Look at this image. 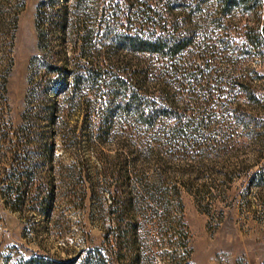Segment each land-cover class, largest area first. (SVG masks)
I'll list each match as a JSON object with an SVG mask.
<instances>
[{
	"label": "rangeland",
	"instance_id": "1",
	"mask_svg": "<svg viewBox=\"0 0 264 264\" xmlns=\"http://www.w3.org/2000/svg\"><path fill=\"white\" fill-rule=\"evenodd\" d=\"M126 1L155 8L164 0ZM40 2L0 0V264L32 257L80 264L92 249L108 264H264V184L253 179L264 170V140L230 128L224 133L231 131L234 141L215 146L218 116L206 135L211 140L200 147L186 154L157 149L118 101L100 93L106 89L74 85L66 73L75 62L91 67L90 54L77 57V43L86 31L96 40L105 0H88L78 10L59 4L53 19L64 22L47 31V46L35 28ZM13 4L11 32L5 23ZM115 25L117 33L129 32L122 20ZM7 31L13 33L9 67ZM115 57L137 62L124 51ZM255 60L249 67L260 74L255 84L264 93V59ZM105 61L99 65L113 72L126 67ZM48 63L65 69L64 88H53L58 74L46 70ZM220 70L230 77L226 66ZM227 92L223 103L230 101ZM255 134L264 137V126Z\"/></svg>",
	"mask_w": 264,
	"mask_h": 264
},
{
	"label": "trees",
	"instance_id": "2",
	"mask_svg": "<svg viewBox=\"0 0 264 264\" xmlns=\"http://www.w3.org/2000/svg\"><path fill=\"white\" fill-rule=\"evenodd\" d=\"M87 1L41 0L35 21L38 43L47 46V31L63 24V16H57V21L53 19L59 4L71 2V9L78 10ZM129 3L105 0L100 8L101 31L96 40L86 31L77 43L81 49L77 57L90 54L91 67L81 68L75 62L72 71L66 72L71 74L72 84L90 82L98 92L106 89L100 93L110 103L118 101L119 111L124 116L131 115L150 134L157 149L186 154L187 149L200 147L211 140L206 135L217 125L218 116L222 120L218 123L221 140L215 139V146L225 149L234 141L231 131L227 136L224 133L230 128H240L245 131V138L263 142L264 137L255 134L264 126L258 118L264 110V93L255 84L261 76L249 63L264 59V0H164L155 8L144 2L135 7ZM9 8L5 26L13 32L14 4ZM173 11L176 19L172 18ZM120 20L129 27L128 33L115 31ZM7 32L4 58L9 67L13 33ZM94 45L102 49L92 51ZM73 48L77 49V45ZM119 51L128 53L137 62L116 58ZM108 58L112 61L116 58L127 68L113 72L99 65ZM220 65L229 69L230 77L220 70ZM46 70L58 74L52 83L55 90L67 85L65 69L48 63ZM149 85L155 88L153 92L148 91ZM226 90L230 101L223 103ZM183 100L187 102L184 104ZM15 176H11L14 182L19 181V176ZM253 179L257 186L264 184V170L257 171ZM19 190L10 189L11 193H17L16 202L23 197ZM21 264L72 262L32 257ZM80 264H108V261L98 249H92L85 251Z\"/></svg>",
	"mask_w": 264,
	"mask_h": 264
}]
</instances>
